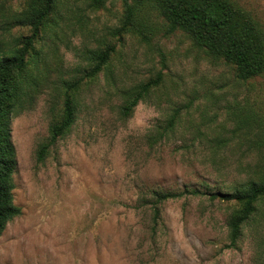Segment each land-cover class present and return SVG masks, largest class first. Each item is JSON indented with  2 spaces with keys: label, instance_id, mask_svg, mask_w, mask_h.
<instances>
[{
  "label": "rangeland",
  "instance_id": "obj_1",
  "mask_svg": "<svg viewBox=\"0 0 264 264\" xmlns=\"http://www.w3.org/2000/svg\"><path fill=\"white\" fill-rule=\"evenodd\" d=\"M264 29V0H231ZM32 0H0V59L32 29ZM123 0H56L26 71L28 96L10 116L14 203L0 235V264H264V197L232 245L242 205L185 195L154 206V193H233L264 180V74L236 67L167 32L150 5L124 27ZM115 47L94 78L95 53ZM160 85L129 117L140 86ZM76 121L49 145L68 84ZM179 111V114L177 113ZM175 116L165 141L149 137Z\"/></svg>",
  "mask_w": 264,
  "mask_h": 264
},
{
  "label": "trees",
  "instance_id": "obj_2",
  "mask_svg": "<svg viewBox=\"0 0 264 264\" xmlns=\"http://www.w3.org/2000/svg\"><path fill=\"white\" fill-rule=\"evenodd\" d=\"M98 3L102 0H96ZM150 5L165 20L167 32L183 31L200 48L210 55L223 59L236 67L237 78L241 81L264 74V29L246 10L231 0H123L125 8L124 27L129 25L138 6ZM56 7V0H32L28 11L22 13L23 25L32 29L31 35L23 39L22 46L11 55L0 59V235L6 226L21 215V209L14 203L13 174L16 170V152L10 136V116L15 109L25 104L28 96L26 89V71L29 55L34 49L47 21ZM115 47L94 54L93 67L86 72V77L94 78L108 64ZM160 77L140 86L134 100L122 107L124 117H129L139 102L145 100L151 91L160 85ZM80 82L68 84L64 94L63 113L59 122L51 129L49 143L42 146L38 159H43L49 145L64 137L76 121V106L72 92ZM179 114V111H177ZM175 125V116L149 137L157 145L165 141L169 129ZM189 195L208 197L212 201L235 202L242 205L229 221L232 245L241 235L243 224L255 212L256 203L264 197V180H251L244 190L233 193H206L186 191L184 193H154V206L169 200Z\"/></svg>",
  "mask_w": 264,
  "mask_h": 264
}]
</instances>
